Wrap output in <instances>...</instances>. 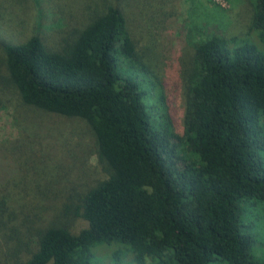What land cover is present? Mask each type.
<instances>
[{
    "label": "trees",
    "instance_id": "obj_1",
    "mask_svg": "<svg viewBox=\"0 0 264 264\" xmlns=\"http://www.w3.org/2000/svg\"><path fill=\"white\" fill-rule=\"evenodd\" d=\"M101 1L93 13L85 3L87 20L61 28L50 43L39 26L20 41L0 38V98L12 89L26 106L82 120L106 174L77 192L84 228L38 229L35 249L13 264H91L96 246L112 244L113 262L264 264L246 219L255 203L264 210V0H252L243 35L194 44L182 134L162 94L149 99L152 75L128 19L131 0ZM44 180L34 177L30 187L41 182L43 194H55L52 179ZM0 185V194H22L2 159ZM15 201L0 205L6 245L7 233L18 232L9 218L22 206Z\"/></svg>",
    "mask_w": 264,
    "mask_h": 264
},
{
    "label": "rangeland",
    "instance_id": "obj_2",
    "mask_svg": "<svg viewBox=\"0 0 264 264\" xmlns=\"http://www.w3.org/2000/svg\"><path fill=\"white\" fill-rule=\"evenodd\" d=\"M147 1L131 0L133 6H125L139 58L152 75V86L146 91L153 103L158 101V91L162 94L173 130L182 134L194 44L212 34L231 37L247 32L252 22V0ZM87 2L92 4V13L102 4L101 0H0V38L20 41L33 26H39V33L50 43L61 28H79L87 20ZM253 41L260 48L259 39ZM0 100V159L5 162L9 180L19 178L22 186V194H0L1 206L11 209L9 204L15 199L22 205L13 210L17 218L9 217L18 232L7 233L8 245L0 241V264H13L35 249L38 229L58 223L73 233L84 228L86 221L76 210L77 192L106 174L94 152L93 136L82 120L26 106L12 89L5 90ZM34 177L46 179L43 183L52 179L55 194H43L41 182L31 188ZM254 207L246 219L255 238L252 251L262 255L264 241L257 231L264 234V210L259 203ZM114 245L96 246L91 264H134L125 256L113 262Z\"/></svg>",
    "mask_w": 264,
    "mask_h": 264
}]
</instances>
